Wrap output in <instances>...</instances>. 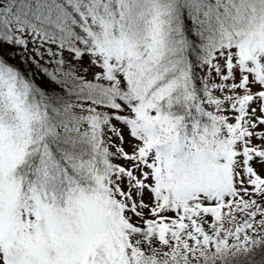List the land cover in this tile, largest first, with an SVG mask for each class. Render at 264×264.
Listing matches in <instances>:
<instances>
[{"label":"snow or ice","instance_id":"obj_1","mask_svg":"<svg viewBox=\"0 0 264 264\" xmlns=\"http://www.w3.org/2000/svg\"><path fill=\"white\" fill-rule=\"evenodd\" d=\"M0 264H264V0H0Z\"/></svg>","mask_w":264,"mask_h":264},{"label":"trees","instance_id":"obj_2","mask_svg":"<svg viewBox=\"0 0 264 264\" xmlns=\"http://www.w3.org/2000/svg\"><path fill=\"white\" fill-rule=\"evenodd\" d=\"M12 63H16L15 61H12Z\"/></svg>","mask_w":264,"mask_h":264}]
</instances>
